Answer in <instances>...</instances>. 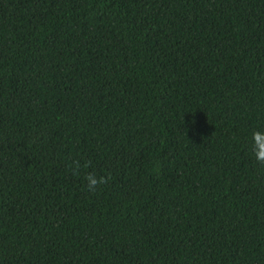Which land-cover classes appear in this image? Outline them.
<instances>
[{"label": "trees", "instance_id": "16d2710c", "mask_svg": "<svg viewBox=\"0 0 264 264\" xmlns=\"http://www.w3.org/2000/svg\"><path fill=\"white\" fill-rule=\"evenodd\" d=\"M257 129L264 0H0V264H264Z\"/></svg>", "mask_w": 264, "mask_h": 264}, {"label": "clouds", "instance_id": "9594fccd", "mask_svg": "<svg viewBox=\"0 0 264 264\" xmlns=\"http://www.w3.org/2000/svg\"><path fill=\"white\" fill-rule=\"evenodd\" d=\"M251 151L260 164H264V129H257L252 132L251 136ZM110 177H97L89 173L86 176L87 188L93 193L99 185L107 184Z\"/></svg>", "mask_w": 264, "mask_h": 264}]
</instances>
